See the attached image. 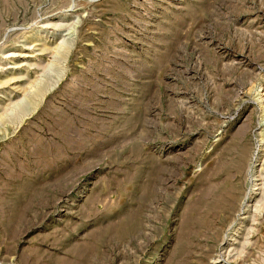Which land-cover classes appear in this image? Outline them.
<instances>
[{"label":"rangeland","instance_id":"rangeland-1","mask_svg":"<svg viewBox=\"0 0 264 264\" xmlns=\"http://www.w3.org/2000/svg\"><path fill=\"white\" fill-rule=\"evenodd\" d=\"M0 264H264V0H0Z\"/></svg>","mask_w":264,"mask_h":264},{"label":"bare ground","instance_id":"bare-ground-1","mask_svg":"<svg viewBox=\"0 0 264 264\" xmlns=\"http://www.w3.org/2000/svg\"><path fill=\"white\" fill-rule=\"evenodd\" d=\"M240 147H241V150H240V153H239V155H238V157L237 158H233V160H234V168L237 170V171H239V172H241V171H243L244 169H245V167L248 165V163H247V161H249L248 160V146L246 145V143H240ZM236 148V147H235ZM237 151V150H236ZM250 157V156H249ZM230 161V160H229ZM246 169H247V167H246ZM233 171V170H232ZM232 171H230V172H232ZM235 171V170H234ZM221 172V171H220ZM236 172V171H235ZM246 172V171H245ZM232 174V173H231ZM234 175H236L237 174V172L236 173H233ZM233 174L231 175V176H233ZM232 178V177H231ZM230 180H232V179H230ZM229 180V181H230ZM228 182V181H227ZM230 183V182H229ZM232 183V182H231ZM233 184V183H232ZM234 194H236V193H234V192H232V189L231 188H226V189H224V190H222V191H219V195L215 198V200H214V206H215V208L217 209V207H219V206H221V205H223V204H225V202L226 203H228L229 204V206L227 205V204H225L224 206L225 207H227V212H232V211H234V210H236V201H235V196H234ZM245 197V196H244ZM222 208V207H221ZM223 211V209H217L216 210V212H215V214H217V215H219L220 214V212H222ZM214 214V213H213ZM235 242H233V244H235V243H237V241H236V239L234 240ZM191 249V248H190ZM187 256V255H186ZM185 256V257H186ZM189 256V255H188ZM189 258V257H188ZM187 257L186 258H183V260L184 261H181V262H185V261H188L187 259H188ZM179 260H180V258H179Z\"/></svg>","mask_w":264,"mask_h":264}]
</instances>
